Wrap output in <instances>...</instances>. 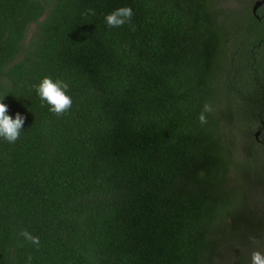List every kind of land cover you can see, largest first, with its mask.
<instances>
[{
    "label": "trees",
    "instance_id": "trees-1",
    "mask_svg": "<svg viewBox=\"0 0 264 264\" xmlns=\"http://www.w3.org/2000/svg\"><path fill=\"white\" fill-rule=\"evenodd\" d=\"M122 6L131 25L108 27ZM242 9L237 29L218 0H0V97L25 117L0 137V264H217L245 235L228 180L264 191V3ZM47 76L69 84L62 116Z\"/></svg>",
    "mask_w": 264,
    "mask_h": 264
},
{
    "label": "clouds",
    "instance_id": "clouds-1",
    "mask_svg": "<svg viewBox=\"0 0 264 264\" xmlns=\"http://www.w3.org/2000/svg\"><path fill=\"white\" fill-rule=\"evenodd\" d=\"M90 14L94 15V11L89 9ZM134 16V10L131 6H122L115 9L111 13L105 16L106 25L110 28H119L125 24L131 25V21ZM38 96L42 102H46L50 106V111L58 116H62L72 107L73 100L68 94L69 84L62 79H53L50 76L44 77L39 85L35 86ZM6 96V95H5ZM0 97V137L4 138L9 143L16 142L24 128L25 117L20 113L15 114V118L8 114L9 106L4 103V98ZM214 111L211 104H205L202 112L199 115V121L201 124L207 123L206 114H210ZM20 235L37 247L40 245V238L33 236L29 231L24 230ZM249 239L253 242H257L255 236H250ZM22 246V245H21ZM31 256L28 258V262H31ZM251 264H264V252L255 250L251 254Z\"/></svg>",
    "mask_w": 264,
    "mask_h": 264
},
{
    "label": "rangeland",
    "instance_id": "rangeland-1",
    "mask_svg": "<svg viewBox=\"0 0 264 264\" xmlns=\"http://www.w3.org/2000/svg\"><path fill=\"white\" fill-rule=\"evenodd\" d=\"M254 0H218L219 7L223 11H233L229 15L232 21H236L235 28L240 27L239 13L240 9L249 4L251 6ZM220 19H223L222 17ZM234 170V169H233ZM248 176L242 174L241 171H231L230 178L228 180L230 187L237 189L239 197H241L242 203L239 211L242 212L243 218L246 217L251 223H244V227L249 228L245 230V235L241 232L232 233L228 237L224 238L221 242V246L218 250V254L215 257L217 264H251V254L255 250L264 252V225H258L257 219H264V191L251 190L248 186H245V179ZM243 190L244 193L241 191ZM238 197V195H237ZM242 208L244 211H242ZM252 230V231H251ZM244 237V241L241 242L240 237ZM245 236H255L257 242L253 243L249 238Z\"/></svg>",
    "mask_w": 264,
    "mask_h": 264
},
{
    "label": "flooded vegetation",
    "instance_id": "flooded-vegetation-1",
    "mask_svg": "<svg viewBox=\"0 0 264 264\" xmlns=\"http://www.w3.org/2000/svg\"><path fill=\"white\" fill-rule=\"evenodd\" d=\"M255 1L256 0H254L253 1V4L255 3ZM253 4L250 6V10H251V12H252V6H253ZM263 5V4H262ZM261 5V6H262ZM261 6H259L258 7V9H257V11H256V15L255 14H253V16L257 19V20H261V16H260V13H258V11L260 10V8H261ZM243 8V7H242ZM241 8V9H242ZM239 10V11H242V10ZM264 18V17H263ZM264 76V70H259V71H256V73H255V77H257V82L260 84V87H261V90H262V94L264 95V87H262V84H261V77H263ZM258 119H257V121H258V123H257V121H256V123H257V125H259V126H257V128H256V130L254 131V132H252V134H253V137H254V140H255V143L256 144H258L259 145V147H261V148H263L264 149V119H262L261 118V113L259 112L258 114ZM244 121L246 122L247 120H245L244 119ZM258 132V133H257ZM254 144V143H253ZM255 145V144H254ZM248 146H245V148H247ZM244 153H255V152H252V151H250V150H248V149H246L245 151H244ZM261 153H264V150H262L261 151Z\"/></svg>",
    "mask_w": 264,
    "mask_h": 264
},
{
    "label": "water",
    "instance_id": "water-1",
    "mask_svg": "<svg viewBox=\"0 0 264 264\" xmlns=\"http://www.w3.org/2000/svg\"><path fill=\"white\" fill-rule=\"evenodd\" d=\"M263 3H264V0H256L252 6V13L256 15V11H257L258 7L261 6Z\"/></svg>",
    "mask_w": 264,
    "mask_h": 264
}]
</instances>
